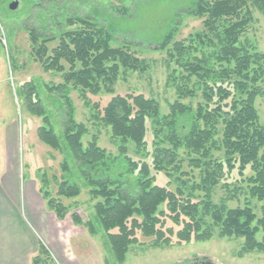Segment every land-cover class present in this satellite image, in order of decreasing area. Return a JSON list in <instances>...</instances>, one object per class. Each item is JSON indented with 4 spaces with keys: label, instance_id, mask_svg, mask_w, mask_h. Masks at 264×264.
Here are the masks:
<instances>
[{
    "label": "trees",
    "instance_id": "trees-1",
    "mask_svg": "<svg viewBox=\"0 0 264 264\" xmlns=\"http://www.w3.org/2000/svg\"><path fill=\"white\" fill-rule=\"evenodd\" d=\"M65 3L36 0L20 23L33 60L44 72L61 75L62 85L48 91L60 93L67 105L62 132L55 133L52 114L44 108L34 82L14 88L17 101L22 100L27 112L41 119L36 133L39 142L65 152L61 176L51 178L56 196L78 197V180L89 188L96 200L94 221L119 264L137 244V235L152 238L153 248L168 246L171 237L183 244L215 236L241 239L239 256L264 255V126L254 106L263 94L264 54L241 42L253 22V11L264 16V0H190L184 14L201 19L202 30L181 42L174 41L178 22L174 17L154 48L166 52L168 79L176 90L177 99L166 115H161L155 100L142 95L114 96L101 112L90 104L92 119L109 130L111 140L118 141L116 156L94 140L83 146L86 128L74 122L66 89L97 96L101 84L113 85L121 70L144 73L146 63L124 47L113 48L111 33L96 27L97 19L71 15L64 10ZM115 12L121 17L132 15L126 8ZM33 13L41 30L30 26ZM55 42L49 51L48 45ZM107 92L112 94V89ZM195 99L200 101L193 106ZM183 100L189 102L183 104ZM148 123L153 138L150 153L145 142ZM128 146L137 160L128 156ZM193 171L197 181L192 180ZM233 171L245 186L224 181ZM246 171L251 175L245 178ZM161 173L174 190L155 184V174ZM39 183L45 207L63 221L67 208L52 198L44 175ZM218 188L225 197L214 203ZM240 196L245 198L242 203ZM232 201L238 206L228 207ZM70 219L74 226L93 233L91 223H83L74 214ZM167 222L178 228L175 233L165 229ZM49 257L44 245L38 244L31 264H43Z\"/></svg>",
    "mask_w": 264,
    "mask_h": 264
},
{
    "label": "rangeland",
    "instance_id": "rangeland-1",
    "mask_svg": "<svg viewBox=\"0 0 264 264\" xmlns=\"http://www.w3.org/2000/svg\"><path fill=\"white\" fill-rule=\"evenodd\" d=\"M36 0H0V200L3 207V194L7 185V173L13 184V195L17 196L18 211L27 222L28 229L34 233L35 226L31 219L38 217L42 208L33 205L29 200L30 188H40L39 180L44 175L49 182L48 190L52 198L57 199L67 208V216L51 232L45 225L46 237L55 238L56 249L50 246L49 239L39 235L36 240L43 244L50 257L43 264H119L115 262L103 230L95 223L93 205L96 203L88 193L89 188L80 184V195L75 199L65 200L56 196L52 176L60 177V164L66 155L63 151H54L46 147L37 138V129L41 127L40 118L32 116L22 105V100L15 97L14 88L24 83L34 82L44 103V108L52 114L50 120L54 131L59 135L62 132V122L67 105L60 93L49 92L48 88L62 85L60 74L52 71L44 72L39 63L33 60L27 34L21 29L20 23L26 19L30 6ZM17 2L16 10L11 11L8 6ZM190 0H66L64 10L71 15L95 18L96 27H104L112 35L111 46L124 47L139 60L146 63L144 73L120 71L116 82L111 86L101 84L102 91L97 96L82 94L79 91L66 89L71 105L73 119L76 124L86 128L82 144L94 140L96 145L111 156L117 155L118 141L110 138V132L100 122L92 119L90 104H96L101 112L109 100L114 96L142 95L158 103L161 115H166L169 106L176 99L175 86L168 79L169 71L166 67L167 54L165 51L155 50V43L170 27L174 17L178 19L175 25L174 41H183L190 35L202 30L201 19L184 14L190 7ZM126 8L132 12L131 17H121L116 9ZM175 13L180 14L178 17ZM30 26L41 30V23L35 13L30 17ZM253 22L241 38V42H248L259 53L264 54V16L253 11ZM57 42L48 45L50 51ZM13 70L10 69L9 62ZM67 68V67H65ZM112 89V94L107 92ZM200 100H192L193 106ZM189 100H183L187 104ZM260 123L264 126V84L263 94L256 98L254 104ZM145 136L146 149L153 150L152 135L149 123ZM128 156L134 160L138 158L132 154V147L128 146ZM150 162V160H148ZM188 171V169H186ZM192 180L197 181V171L191 173ZM251 175L246 171L244 177ZM17 180H15V179ZM241 178L236 171L226 176L227 184H240ZM15 181V182H14ZM155 184L174 190L175 186L164 174H155ZM31 187H30V186ZM7 188V187H6ZM230 188H232L230 186ZM16 191V192H15ZM19 191V194H18ZM32 192L35 190H31ZM34 193V192H33ZM38 195V194H37ZM225 197L223 189H216L213 202L218 203ZM244 196L239 197L240 203ZM16 200V197H15ZM239 203V205H241ZM254 206L255 202L250 201ZM227 206L235 208L238 202H228ZM45 207V206H44ZM30 211V213H29ZM45 211L46 210L45 208ZM256 213L257 210L255 211ZM78 216L83 223H91L93 233L83 226H74L70 215ZM15 216V214H13ZM165 229H178L171 223H166ZM28 236V234H26ZM7 236V245L10 251L21 254V244L26 240L15 227L10 228ZM29 238V236H28ZM47 241V242H46ZM170 244L162 248H153L152 238H143L137 235V244L132 246L121 264H264V255L252 253L239 256L242 240L233 238H217L204 242L178 243L175 237L170 238ZM34 243V242H33ZM28 247L21 258H16L13 264H31L36 253L28 258ZM28 260V263H27Z\"/></svg>",
    "mask_w": 264,
    "mask_h": 264
},
{
    "label": "crops",
    "instance_id": "crops-1",
    "mask_svg": "<svg viewBox=\"0 0 264 264\" xmlns=\"http://www.w3.org/2000/svg\"><path fill=\"white\" fill-rule=\"evenodd\" d=\"M12 171L13 170H9L7 173L6 182L7 180L9 182H7V185L5 186L6 192H4L3 194V207L1 204L2 199L0 200V264H13V262L15 263L14 260L16 258H21V256L28 247H30L31 249L28 258L34 255L35 253H37L36 240L38 239V237H40L39 235H42L45 238V240L49 239L50 246L53 249H56L55 246L56 242H55V238H53V235H51V237L49 238L46 237L47 231L45 225H48V230H50V234H51V232L57 227V223L60 222L54 217V215L51 212L48 211L47 213V211H45L46 208L44 207L45 203L42 200L41 195L37 191V188L34 189L29 185L31 187L29 192V200L32 201L33 205L42 208V211L40 212L38 217H34V216L32 217V214L30 215L36 231L34 230V233H31L29 231L27 222L24 221L22 216L19 214L18 211L19 204L17 201V196L13 195L12 193L13 186L11 185H15V183L13 184L11 178L9 179V174H13ZM32 189L35 190L33 191L34 193L31 191ZM13 214H15V216ZM13 227L17 228L22 233L23 237H26V240L23 241V243L21 244V254H17L13 251H10V249H8L6 234L8 233L9 229ZM26 234H28L29 238Z\"/></svg>",
    "mask_w": 264,
    "mask_h": 264
},
{
    "label": "water",
    "instance_id": "water-1",
    "mask_svg": "<svg viewBox=\"0 0 264 264\" xmlns=\"http://www.w3.org/2000/svg\"><path fill=\"white\" fill-rule=\"evenodd\" d=\"M18 7V3L17 2H12L9 6H8V9L11 10V11H14L16 10Z\"/></svg>",
    "mask_w": 264,
    "mask_h": 264
}]
</instances>
